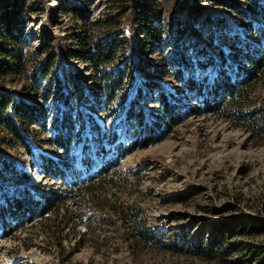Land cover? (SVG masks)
<instances>
[{"label":"rangeland","instance_id":"rangeland-1","mask_svg":"<svg viewBox=\"0 0 264 264\" xmlns=\"http://www.w3.org/2000/svg\"><path fill=\"white\" fill-rule=\"evenodd\" d=\"M31 1L36 11L28 15L30 56L26 70L1 77L0 87L21 93L24 85L34 84L29 73L47 55L54 54L45 85L29 95L44 102L47 126L33 123L28 127V146L4 142L6 131L1 128L0 159L30 171L35 182L44 183L40 189L57 199L44 215L37 211L29 219L15 215L0 218V264H264V253L256 254L255 250L257 244L264 245V227L231 238L230 243L236 247L228 254L208 257L189 250L191 243L201 237H211L219 221L264 226V79L258 75L241 85L245 94L249 93L241 113L251 114V122L243 124L231 118L229 112L234 109L229 103L220 110H184L181 120L159 132L157 140L129 151L131 128L127 129L128 119H124L128 103L133 100L134 112L139 108L157 109L160 91L166 85L174 86L170 66L161 74L155 73L138 56H145L154 65L160 52L137 49V35L144 41V34L134 25L132 1ZM75 3L85 10L83 15L67 9ZM147 3L159 12L157 17L166 38L174 39L172 47L165 40L163 52L183 43L186 53L200 58L198 46H210L214 38L224 44L220 31L236 34L234 42L259 40L254 33L257 20L244 19L240 13L247 8L248 0ZM190 3L203 10L194 20ZM83 30L94 42L112 35L118 42L107 68L120 69L123 80L117 84L111 101L95 106L84 97L91 92L90 86L100 81L73 38ZM213 72V65L207 64L199 74L209 79ZM56 76L72 102L75 94L70 81L75 79L78 98L74 113L80 110L81 121L88 120L92 129L83 125L82 134L87 135L79 136L67 154L72 165L63 169L62 176L51 177L43 176L40 161L61 158L63 152L49 140L54 132L52 118L63 99L56 91ZM154 80L156 84H150ZM48 83L53 84L52 96L44 99ZM182 94L203 107V102L188 91ZM96 165L104 171L94 172L99 169ZM94 179L93 188L86 189L80 198V185ZM0 190L13 189L3 180ZM2 200L0 196V203ZM56 207L60 212L69 210L77 215L61 233V248L54 241L52 229ZM122 207L124 212L120 213ZM5 220L10 223L6 225ZM137 227L147 230L151 237L139 234L136 238L138 233L132 232Z\"/></svg>","mask_w":264,"mask_h":264},{"label":"trees","instance_id":"trees-1","mask_svg":"<svg viewBox=\"0 0 264 264\" xmlns=\"http://www.w3.org/2000/svg\"><path fill=\"white\" fill-rule=\"evenodd\" d=\"M133 5V20H135L136 30H141L144 34V41H140L137 35V49L160 52V59L157 64H152L145 56L139 54L141 60H144L155 73L161 74L163 68L167 65L171 68V76L174 86H165L157 98L159 106L157 109L139 108L134 112V102L130 101L125 111V118L128 119V130L131 128L129 140V151L139 147H145L159 138V132L170 129L182 118V111L186 113H195L198 110H220L223 104L233 106L230 117L239 120L241 123L251 122L250 116L242 115V110L248 99V92L243 91L241 86L245 81L249 82L253 78L264 79V0H248V6L240 10L244 19H256L258 24L255 26L256 35L259 40L248 39L234 42L236 34L220 31L224 44L214 42L210 46L202 44L198 46L200 58H192L185 52V45L182 43L176 45L173 49L163 52L165 40L173 46V37L166 38L165 30L161 27L157 10L151 8L148 0H131ZM190 16L194 20L199 13H203L202 6L190 3ZM34 4L31 0H0V78L7 74L22 73L26 70L29 54L27 46L29 45V35L27 33L28 15L35 12ZM70 11H79L80 15L85 10L78 4H72L67 8ZM223 23V20L220 21ZM219 25V21H217ZM244 27V26H243ZM75 43L79 47V52L95 68L97 79L100 84L90 86L91 92L84 97L90 101L93 106L98 103L104 104L111 101L117 92V84L122 82V75L118 70L107 68L116 47V36H109L97 41H93L91 34L86 30L74 34ZM202 55L205 59H202ZM55 62V55H47L40 64L29 73L30 79L34 84L24 85L21 93H14L8 89L0 87V129L6 131V138L3 141L11 145L28 146L29 126L33 123L47 126V109L41 100H33L29 96L37 88L45 85V77ZM213 65L214 72L207 76H201L199 71L204 65ZM56 91L58 97H62V103L52 118L54 132L49 138L53 145L62 148L61 158H44L40 161L43 176H62L63 169L72 165L67 154L79 136L82 134L83 125L91 128L88 120L81 121L82 112L78 110L74 113L76 106L75 99L78 98L77 82L73 79L71 82L73 88L74 101L72 102L64 91L62 80L56 76ZM157 81H151L150 84H156ZM53 84L48 83L44 90V99L52 96ZM186 90L199 102H203V107L186 99L182 91ZM189 98V97H188ZM61 99V98H60ZM101 107V106H100ZM81 123V128L78 124ZM256 126L259 124L256 122ZM87 128V130H88ZM27 133V134H25ZM42 157V156H41ZM93 166L92 161L88 160ZM63 163V167L61 166ZM94 172H103L101 166H97ZM100 172V173H101ZM29 180V183L26 182ZM10 182L11 191H1L0 196L3 200L0 203V218L4 219L7 215L21 216L20 218H31L35 212L45 214L49 211L55 198L54 194L40 189L44 183L35 182L32 179L31 172L16 168L8 159H0V181ZM81 184L78 189L79 197L82 198L86 189H92V183ZM57 199V198H56ZM94 200V199H93ZM58 201V200H57ZM124 212L123 207L119 210ZM57 217L52 219L55 243L58 247L63 246V236L61 233L74 222L77 216L75 212L69 210L59 211L55 208ZM8 225L10 222L5 220ZM261 223L246 224L232 220H223L215 224L214 234L205 239L201 237L198 241L191 243L189 250L202 256L214 257L220 254L230 253L236 245L230 243V239L242 234H251L263 229ZM133 235L140 234L142 237H151L147 230L137 227L133 230ZM256 254L264 253V245H256ZM261 257V256H260Z\"/></svg>","mask_w":264,"mask_h":264}]
</instances>
